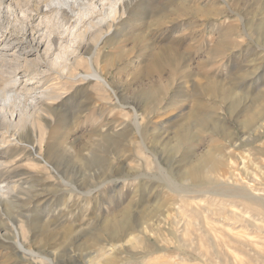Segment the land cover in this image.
<instances>
[{"label":"rangeland","instance_id":"374dc122","mask_svg":"<svg viewBox=\"0 0 264 264\" xmlns=\"http://www.w3.org/2000/svg\"><path fill=\"white\" fill-rule=\"evenodd\" d=\"M21 1L44 40L0 86L28 103L52 88L55 115L42 157L15 166L37 192L24 249L5 240L0 264H264V0H138L94 53L95 35L79 48L74 34L105 0L68 22ZM72 54L67 78L47 64Z\"/></svg>","mask_w":264,"mask_h":264},{"label":"bare ground","instance_id":"6f19581e","mask_svg":"<svg viewBox=\"0 0 264 264\" xmlns=\"http://www.w3.org/2000/svg\"><path fill=\"white\" fill-rule=\"evenodd\" d=\"M15 1L16 0H0V50H3L2 52H0V67H1L0 75L2 74V70H3L2 67H7L8 69L11 68V70H15L16 68L12 69V64L15 63L19 64L18 62L21 59L25 61L24 63L25 65L23 64V67H25V69L30 70L31 68H33L35 62L28 60L27 57L30 56L33 51H37L42 46L44 40V39L42 40V38L39 37L35 38L34 35H27L28 32L27 27H30L31 25H29L30 23L29 24L26 23V19L29 18L30 20L32 15L30 17L27 16L24 19V21L18 20V18H16L15 16L16 13L15 5H13ZM24 1L25 0H23V2L21 1L22 2L21 4H23ZM83 1L84 0H42L43 2V3L41 2L42 5L37 6V8L34 11L35 13H43L44 12L43 10L50 11L51 7L54 6L58 10L59 12L58 14L62 16L64 21L66 20L68 22V20L73 15H75L76 8L84 5ZM137 1L138 0H105V4L102 5L101 9H98L99 15L97 14L96 16L84 22L82 27L79 28V31H77V33L74 34V39H75V43L77 44V47L82 48V46L84 44L86 45L88 41L90 40L93 41L91 37V35L93 34L95 35L94 41H97L96 46H94L95 47V49L93 50L94 53L97 47H99L98 43L99 42L103 43V41H106V38L109 34L108 29L111 28L112 24H114V21L116 20L118 14H124L127 11H129ZM4 3L6 5H4ZM2 15H7L9 16V18H11L10 16H13L12 22H9L10 20L3 21ZM81 18L82 16L81 17L78 16V20H80ZM158 24L159 23H157V25ZM89 34L91 35L89 36ZM57 35L52 33H48L47 35H45L47 43H49V49L51 47V50L52 47L53 50H55L56 44L59 41V37H58L59 35L58 36ZM49 49L48 51H50ZM71 56L74 55L72 54ZM74 57L75 58L73 60V58L70 59L69 56L67 57L66 55V58H64L65 60L61 62V64L59 62V65L57 66L55 62H48L47 61L48 58L46 59V61L48 62L47 64L52 69L55 68V71L57 69L56 73L58 72V75H60V77L63 76L67 78L64 75H68L70 67L75 68L76 60L78 59V57L76 56ZM56 59L58 58L56 57ZM13 61L15 63H12ZM87 62L89 63V65L93 64L91 62V58H88ZM18 70L19 69H17L16 71ZM31 72L32 71H30V73ZM13 73L14 71L10 74ZM5 75L6 74L3 73V76ZM3 76L2 77L0 76V80L2 79L1 82H3V85L10 84L8 87H11V85L13 87L19 83L17 77L15 78L13 76L15 79L13 78L14 80L10 81L7 80V78L4 79ZM91 76H94L98 82L102 83L103 85H105L110 89L106 80L101 75L93 71ZM68 77H72L71 79H73L74 77H77V73L76 75L73 76L71 75ZM6 85L4 87H6ZM4 87L0 86V232L1 231H10V232L9 234L7 232H5V234L0 233V244H1L0 246H2V244L4 246L5 240H9V241L11 240L10 241L11 245L18 253L19 250L24 249V245H25V233L18 225L21 222L20 220H22L20 213L22 210H25V208L21 207V205L24 202L23 205L27 203V205L30 206L35 201L34 193L37 191L33 189L35 186L33 187L30 185L31 183L29 184L31 176L30 177L28 176L27 179L21 177L25 173L27 175H30L29 174L30 172L15 173V166L18 163H20L22 160H28L34 163V162H38V158L42 157V150H43L42 145L44 140L47 138L46 137L47 130L52 123V120H50L49 118L50 117L54 118L55 110L51 109L53 103L51 104L49 103V101L54 100L52 99V91H51L52 88L41 92L39 95L38 93H35V95H38L39 102L37 101V99L36 100L33 99L32 101H30V103H28L27 100L28 97L31 96L30 95L31 92H25L24 95L15 94L13 93L15 90L6 91ZM47 153L49 154V149H47L46 155ZM49 156H51V154H49L48 157ZM17 168L18 166H16V169ZM191 173H192L191 176L193 174H196L195 171H192ZM25 184L27 186L26 188L23 186ZM253 199L254 201L255 199H257L260 202L261 200H263L261 198H253ZM9 211L10 212L12 211V213L16 212L17 213L16 216L13 215L9 216L8 214ZM3 216L5 217L3 218ZM29 217L25 216L23 218L26 221H28V219H30ZM47 261L49 264H56L57 262L54 261V258L47 259L46 262Z\"/></svg>","mask_w":264,"mask_h":264}]
</instances>
